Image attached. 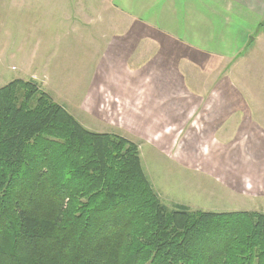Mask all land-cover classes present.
Wrapping results in <instances>:
<instances>
[{
  "label": "trees",
  "instance_id": "16d2710c",
  "mask_svg": "<svg viewBox=\"0 0 264 264\" xmlns=\"http://www.w3.org/2000/svg\"><path fill=\"white\" fill-rule=\"evenodd\" d=\"M0 264H264V212L170 209L134 141L15 78L0 86Z\"/></svg>",
  "mask_w": 264,
  "mask_h": 264
},
{
  "label": "rangeland",
  "instance_id": "374dc122",
  "mask_svg": "<svg viewBox=\"0 0 264 264\" xmlns=\"http://www.w3.org/2000/svg\"><path fill=\"white\" fill-rule=\"evenodd\" d=\"M110 1L0 0V86L32 79L90 129L123 132L138 145L144 172L170 209L264 212V35L243 56L210 59L206 75L192 74L209 82V98L225 97L223 119L212 123L218 133L192 130L201 122L174 123L167 115L138 127L126 122L124 129V121L83 113L78 96L112 101L109 90L97 88L101 72L108 76L100 56L104 37L119 29ZM177 107L187 112L189 106ZM234 180L243 193L232 189Z\"/></svg>",
  "mask_w": 264,
  "mask_h": 264
},
{
  "label": "crops",
  "instance_id": "0c3cea01",
  "mask_svg": "<svg viewBox=\"0 0 264 264\" xmlns=\"http://www.w3.org/2000/svg\"><path fill=\"white\" fill-rule=\"evenodd\" d=\"M110 6L119 29L104 37L100 56L102 66L108 62V76L101 72L97 88L109 90L112 101L79 94L83 113L124 121V129L126 122L159 121L167 115L174 123L193 119L205 127L192 130L218 133L220 126L212 123L223 119L225 97L209 98V82L197 76L206 75L210 59L233 61L264 35V0H111ZM178 105L189 106L187 112ZM236 182L229 181L232 189L243 193Z\"/></svg>",
  "mask_w": 264,
  "mask_h": 264
}]
</instances>
